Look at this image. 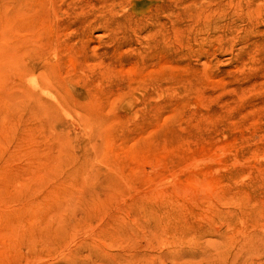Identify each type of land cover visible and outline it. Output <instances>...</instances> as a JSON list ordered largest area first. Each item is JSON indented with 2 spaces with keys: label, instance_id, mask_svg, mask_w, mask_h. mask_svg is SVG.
Returning <instances> with one entry per match:
<instances>
[{
  "label": "rangeland",
  "instance_id": "rangeland-1",
  "mask_svg": "<svg viewBox=\"0 0 264 264\" xmlns=\"http://www.w3.org/2000/svg\"><path fill=\"white\" fill-rule=\"evenodd\" d=\"M0 264H264V0H0Z\"/></svg>",
  "mask_w": 264,
  "mask_h": 264
}]
</instances>
